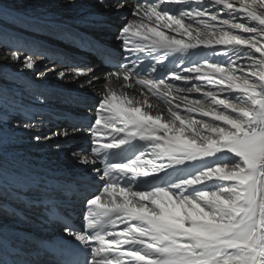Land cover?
Segmentation results:
<instances>
[{
  "label": "snow or ice",
  "instance_id": "6c2138e0",
  "mask_svg": "<svg viewBox=\"0 0 264 264\" xmlns=\"http://www.w3.org/2000/svg\"><path fill=\"white\" fill-rule=\"evenodd\" d=\"M112 6L135 17L117 35L128 63L113 64L88 125L72 129L90 134L73 156L101 185L80 194L81 227L57 217V264H264V0ZM57 75L95 87L86 67ZM14 255L0 233V264H21Z\"/></svg>",
  "mask_w": 264,
  "mask_h": 264
},
{
  "label": "bare ground",
  "instance_id": "6f19581e",
  "mask_svg": "<svg viewBox=\"0 0 264 264\" xmlns=\"http://www.w3.org/2000/svg\"><path fill=\"white\" fill-rule=\"evenodd\" d=\"M126 2L131 5L134 0ZM114 3L115 0H105L104 5L100 0H0L1 9L11 7L24 13L19 14L24 16L21 19L9 15L7 11H0V57L9 50L16 49L20 50L21 55L18 61L0 58V233L6 242L15 243L19 249L18 256L26 259L29 255L39 258L37 251L29 245V235L35 233L50 236L47 230L54 233L56 227L45 226L40 207L27 204L25 198L33 201L35 198L38 200L39 196H45L60 208L74 209L81 203L82 192L86 190L88 193H95L100 188L98 174L78 163L73 156V153L79 154L92 147L87 131L73 133L72 129L74 126L85 128L88 125L89 118L95 111L96 101L92 98L97 100L96 90L82 87V84L86 85L83 78L79 82L70 75L61 79L57 72H70L71 68L79 66L90 70L91 78L104 73L98 79L100 89L104 85L105 76L114 71V68H103L100 62L89 58L83 60L78 56L64 59L56 56L58 53L51 48H54L53 44L81 55L85 43L80 46L74 40L67 39L59 27L73 26L78 31L74 30L71 35L91 43L101 42L113 46L115 54L120 55L127 64V53L121 55V42L117 40V35L119 29L135 17L132 15V8L126 7L122 10H129V14L126 22L122 21V10H115L112 6ZM87 12L94 13L81 19L77 17ZM5 14L9 16H4ZM37 14H43L44 17L41 18L44 19L38 20ZM86 17V23L78 22L85 21ZM45 19L49 20L44 21ZM114 22L119 23L120 27L113 28ZM187 22L190 21L186 20ZM95 54H89V57L98 58L97 55H101L97 51ZM30 55L40 57L34 69L24 67V59ZM256 55L259 56L258 53ZM90 63L103 69L94 74V66H90ZM66 65L70 67L66 68ZM36 81H43L48 85ZM5 82H8V89H13L12 91L2 87ZM55 84L68 89L55 88ZM50 88L59 93L50 91ZM190 96L198 97L199 94L193 93ZM88 112L89 117L86 114ZM25 122H31L37 127L34 130L23 129L20 125ZM64 130L69 132L67 137L52 135ZM35 135H40L41 139L37 141ZM53 139L64 141L53 143L59 145L52 146ZM69 165L79 168L67 169ZM97 166L103 170L102 164ZM86 171L93 177L91 181L86 180ZM82 186H86V189Z\"/></svg>",
  "mask_w": 264,
  "mask_h": 264
},
{
  "label": "rangeland",
  "instance_id": "374dc122",
  "mask_svg": "<svg viewBox=\"0 0 264 264\" xmlns=\"http://www.w3.org/2000/svg\"><path fill=\"white\" fill-rule=\"evenodd\" d=\"M101 2H102V5H104L105 4V0H100ZM127 1V0H126ZM129 1V0H128ZM1 4H3V3H1ZM0 9H1V7H0ZM0 11H7V13L9 14V15H11V16H13V17H20L21 19H23L24 18V16H21V15H19V14H23L24 15V13L22 12V10H20V9H13V8H11V7H4V8H2ZM10 11V12H9ZM126 12H128V13H126ZM1 13V12H0ZM90 13H94V12H87V13H84V14H79L77 17L79 18V19H81V18H83V17H85V16H87L88 17V14H90ZM99 13H101V12H99ZM101 14H104V13H101ZM127 14H129V10L127 11V10H122V12H121V15L123 16L122 18H123V20L122 21H125L126 20V18H127ZM9 15H7V14H5L4 16H9ZM39 16V17H38ZM41 16L42 17H44L43 16V14L42 15H38L37 14V19L38 20H40V21H42L44 18H41ZM48 16H50V15H48ZM87 17L85 18V21H81V20H78V22L79 23H86V19H87ZM10 18V17H9ZM26 18V17H25ZM26 19H28V18H26ZM47 20H49V19H45L44 21H47ZM21 22V21H20ZM19 22V23H20ZM50 22V21H49ZM91 22V21H90ZM126 22V21H125ZM18 23V24H19ZM60 28H61V31H63V33H64V36H66V38L68 39H71V40H75V41H77V43L79 44V43H81V42H85V46L86 47H88V48H91V47H93L94 46V44L95 45H98V46H100V47H102V48H104V47H107L108 49H115L113 46H107L105 43H101V42H96V43H91V42H88V41H85V40H83L82 38H79V37H74L73 35H71V32H74V30H75V32H77L78 30H77V28L76 27H73V26H64V25H60L59 26ZM114 27H120V24L119 23H116V22H114V24H113V28ZM70 28V29H69ZM68 29V30H67ZM70 40V41H71ZM52 46L54 47V48H51V49H53L56 53H58L56 56H59V57H68V58H71V59H74L73 57H81V58H83V60H88V58L89 59H93V60H95L97 63H99V62H102V59L101 58H90L89 56V54H92L89 50H84V49H81L82 51V54L81 55H79V54H76V52L75 51H72V50H67V49H64V48H59V47H57L56 45H53L52 44ZM71 49V48H70ZM116 51H117V49H116ZM75 52V53H74ZM30 56H32V55H30ZM36 56V55H35ZM35 56H33V57H35ZM102 65V67L103 68H105V65L104 64H101ZM90 66H94V74H95V72L97 71V70H100V69H103L102 67H99V66H97V65H95V64H92V63H90ZM104 73H102V74H100V75H94V79H93V83H94V85H95V87H87V89H89V90H92V91H94V89L97 91L98 89H99V87H98V79L100 78V77H102V75H103ZM14 76V75H13ZM15 77V76H14ZM36 82H38V81H36ZM6 84H4V85H2V87L3 88H6L7 90H9V91H12L13 89H8V87H9V84H8V82H5ZM38 83H41V84H47V83H44L43 81L42 82H38ZM48 85V84H47ZM5 86V87H4ZM50 86V85H49ZM60 87H62V88H66V87H64V86H62V85H60V84H55V88H60ZM66 89H68V88H66ZM50 91H52V92H57L54 88H50ZM76 92H78V90H76ZM57 93H59V92H57ZM91 97V96H90ZM94 97V96H93ZM94 101H96V98L94 97V98H92ZM86 114H88V117L90 116L89 115V112L88 113H86ZM91 117V116H90ZM84 136V135H83ZM82 136V137H83ZM81 137V138H82ZM62 141H64V140H62ZM62 141H60V140H57V139H53L52 140V146H56V145H59V144H53V143H62ZM80 141H82L81 139H80ZM83 142V141H82ZM72 168H79V167H76V166H73V165H69V166H67V169H72ZM93 179V177L90 175V174H88V172L86 171V180L87 181H91ZM84 189H86V186H82ZM89 191H92V190H89ZM92 192H94V191H92ZM37 198H35L33 201H30L31 202V204H36L37 202H38V200L39 199H41V197H39L38 198V200H36Z\"/></svg>",
  "mask_w": 264,
  "mask_h": 264
}]
</instances>
